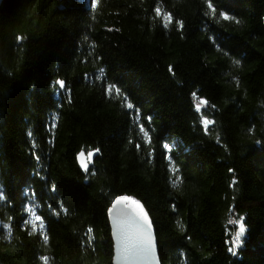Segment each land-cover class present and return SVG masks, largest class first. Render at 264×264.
<instances>
[{
  "label": "trees",
  "instance_id": "1",
  "mask_svg": "<svg viewBox=\"0 0 264 264\" xmlns=\"http://www.w3.org/2000/svg\"><path fill=\"white\" fill-rule=\"evenodd\" d=\"M92 3L0 7V264H112L122 195L161 264H264V0Z\"/></svg>",
  "mask_w": 264,
  "mask_h": 264
},
{
  "label": "snow or ice",
  "instance_id": "2",
  "mask_svg": "<svg viewBox=\"0 0 264 264\" xmlns=\"http://www.w3.org/2000/svg\"><path fill=\"white\" fill-rule=\"evenodd\" d=\"M207 3V7L209 10H211V13L213 15L216 14L217 9L212 3V0H205ZM92 7H96V0H93ZM155 12L158 16L163 15L165 17L166 23L165 27L168 26V22L172 19L171 13H162L160 7L155 8ZM207 15V13H205ZM220 17L224 20H235L237 23H239V20L236 19L234 16H231L227 11H221L219 13ZM176 23L180 26V28H183L184 22L182 20H177ZM18 40H22L23 37H17ZM235 64L239 65L241 63L240 60H235ZM168 71L173 72L172 65L168 66ZM238 83V81H237ZM54 85H58L60 89H64L66 86V82L62 79H58L54 82ZM111 87H115L117 93L121 91V89L118 86L111 85L107 89V91H111ZM70 91V90H69ZM195 95V93H193ZM208 101L206 99H201V103L196 105V110L199 111L201 108V105H207ZM129 109L133 107L131 103L127 105ZM213 108H215V105H212ZM151 120V117L148 118ZM203 124L205 126L212 124L214 121L209 120L207 117L203 118ZM141 131H144L145 136L148 135V132L144 130V126H140ZM257 143H260L257 141ZM139 147V145H138ZM165 149H169V144H164ZM100 149L96 148L93 151H89L87 153L88 160L86 161L84 157V152L81 151L77 154V159L79 162L80 168L87 173L89 171V164L92 163V158L94 156V153H99ZM171 158V157H169ZM176 170L173 169V172ZM229 172H234V169L230 168ZM235 183V180L233 181ZM113 207H110L108 209L109 213L115 212L117 220L119 221L118 227L120 232V238L122 239V246L123 251L125 255L129 254H135L142 257H150L154 254L155 247H156V241L153 237L152 232V221L149 219V215L147 212H145L143 206L141 205L139 200H136L129 196H117V198L112 202ZM117 209H119L117 211ZM58 214V213H57ZM37 220L42 219L40 216L36 217ZM229 223H235L237 226V231L235 235V239L232 241L233 245H238L240 242V237L243 236L246 232V225L244 223V217H240L238 220L230 221ZM89 231H92L91 228H89ZM191 239V237H189ZM44 240H48V236H44ZM229 252L236 254L235 247H230ZM42 259L47 260V257H42Z\"/></svg>",
  "mask_w": 264,
  "mask_h": 264
},
{
  "label": "water",
  "instance_id": "3",
  "mask_svg": "<svg viewBox=\"0 0 264 264\" xmlns=\"http://www.w3.org/2000/svg\"><path fill=\"white\" fill-rule=\"evenodd\" d=\"M3 1L4 0H0V7H1ZM60 90H62V89H60ZM87 153L84 152L85 155L83 157L86 161L88 160ZM96 156H97V153H94V156L92 158V163L89 164V169L94 164ZM76 163H77L78 168L82 172H84L79 166L78 159H76ZM129 197L136 199L133 196H129ZM136 200H138V199H136ZM141 205L143 206L142 203H141ZM111 207H113V204ZM143 208H144L145 212H147L144 206H143ZM118 210L119 209H117V211ZM107 218H108V222H109V226H110V230H111L110 234H111V240H112V244H113L112 264H161L153 224H152V232H153L154 240L156 241V247H155L154 254L150 257L145 258V257L135 255V254L125 255V253L123 251L122 239L120 238V232H119V227H118L119 221L117 220L115 212H113V213L108 212ZM149 219H150V217H149Z\"/></svg>",
  "mask_w": 264,
  "mask_h": 264
},
{
  "label": "rangeland",
  "instance_id": "4",
  "mask_svg": "<svg viewBox=\"0 0 264 264\" xmlns=\"http://www.w3.org/2000/svg\"><path fill=\"white\" fill-rule=\"evenodd\" d=\"M173 147H175V144H172Z\"/></svg>",
  "mask_w": 264,
  "mask_h": 264
}]
</instances>
